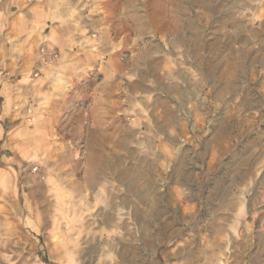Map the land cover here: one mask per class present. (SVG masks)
<instances>
[{
    "label": "rangeland",
    "instance_id": "rangeland-1",
    "mask_svg": "<svg viewBox=\"0 0 264 264\" xmlns=\"http://www.w3.org/2000/svg\"><path fill=\"white\" fill-rule=\"evenodd\" d=\"M83 2L100 58L78 86L115 84L112 136L78 139L86 106L46 122L22 89L21 125L35 112L62 138L22 172V213L42 231L22 219L0 235V264H264V0ZM36 50L28 78L57 70L61 93L58 53Z\"/></svg>",
    "mask_w": 264,
    "mask_h": 264
},
{
    "label": "crops",
    "instance_id": "crops-1",
    "mask_svg": "<svg viewBox=\"0 0 264 264\" xmlns=\"http://www.w3.org/2000/svg\"><path fill=\"white\" fill-rule=\"evenodd\" d=\"M83 1L0 0V228L8 229L0 231L2 236H15V231L21 230V222L27 219L32 221L31 227H27L29 231H42L41 226L36 223L37 217L34 220V217L27 218L22 213V172L25 173L31 164L40 159L44 149L50 147L53 151L57 150L50 143V138H62L59 133L52 132L54 135L50 137L47 131H38L35 112L32 115L34 120H30L34 124L27 128L21 125L22 89L29 87V98L34 99L32 102H40L41 107L46 108V122L55 123L58 107L61 110L68 109L70 113L74 108L84 109L86 106L84 113L87 112L88 116L83 115L81 118L82 121H87L92 131L88 130L84 135L77 136L78 139L83 137L99 140L101 136L102 139L112 136L111 133H102L101 128L105 122L110 124L116 118L117 103L110 100L111 94H115V84L114 90L111 87L106 90L98 82V89H95V85L86 94L84 88L78 86L86 77L97 74L86 68L96 70L100 58V54L93 51V43L98 44L99 41L85 36L87 30L84 25ZM106 43L109 44V41L105 40L104 44ZM41 45L54 49L59 55L61 71L65 75V86L61 93H56L54 87L55 75L60 74L57 70L49 71L36 63V69L40 70L41 76L32 79L28 78V70L21 65L20 61L37 59L39 56L36 49ZM44 72L48 74L47 80H44ZM9 77L14 78L10 80ZM106 78L110 79V76L102 77L101 81ZM76 92L78 95L75 97ZM104 94H108V98ZM99 99H108V102L100 103L99 106ZM105 109L108 111L107 118ZM63 111L60 112L58 122H61ZM70 117L63 119L68 118L71 121ZM107 152L111 155L110 148ZM27 183L31 188L38 181L32 176ZM44 219L52 220L53 215L44 214ZM44 231L47 232L48 228Z\"/></svg>",
    "mask_w": 264,
    "mask_h": 264
}]
</instances>
